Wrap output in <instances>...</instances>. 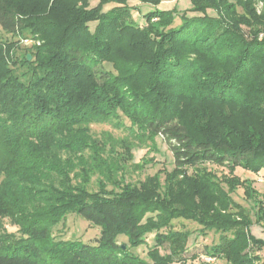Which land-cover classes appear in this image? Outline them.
Segmentation results:
<instances>
[{
	"label": "trees",
	"instance_id": "trees-1",
	"mask_svg": "<svg viewBox=\"0 0 264 264\" xmlns=\"http://www.w3.org/2000/svg\"><path fill=\"white\" fill-rule=\"evenodd\" d=\"M131 1L0 0V264H188L194 231L175 219L217 234L204 249L226 264H264L249 229L264 199L235 174L264 169V18L251 0H190L141 24ZM242 23L261 28L246 36ZM94 123L161 136L173 167L126 180L134 141ZM71 213L99 227L93 242L54 238ZM150 233L145 259L130 247Z\"/></svg>",
	"mask_w": 264,
	"mask_h": 264
},
{
	"label": "rangeland",
	"instance_id": "rangeland-1",
	"mask_svg": "<svg viewBox=\"0 0 264 264\" xmlns=\"http://www.w3.org/2000/svg\"><path fill=\"white\" fill-rule=\"evenodd\" d=\"M248 1V0H242ZM253 7H255V12L264 18V0H251ZM99 0H89L90 7H94L98 4ZM132 5H136L137 8L131 10L132 17L138 22L143 23L144 18L142 13L149 9H154L155 7L159 9L168 10L171 8H177L179 11L187 10L191 7L190 0H161L157 6H152L146 3H139L136 0L130 2ZM115 3L109 2L103 5V11H107ZM209 13H214L212 10H208ZM194 14V13H188ZM180 22V19L176 20V23ZM94 27L93 23L90 24ZM254 26V27H253ZM248 26L244 23L241 24L240 28L243 30L246 36L250 35V32L261 26L253 25ZM260 36L262 32H259ZM0 36L10 38V35L3 31L0 27ZM29 39V40H28ZM13 40L19 44L20 47L29 46L33 43L30 36H20L14 38ZM106 68L114 71L111 65L106 64ZM91 130L94 135H102L104 131H110L114 137H125L127 136L131 141H134L133 158L126 164V180L132 182H139L143 180L147 175L155 173L158 169L167 168L171 169L173 167V155L167 147V144L163 142L161 136H157L152 142L148 138L137 139L132 137V135L127 134L122 127H115L113 125L104 123H94L91 124ZM212 168L216 175L227 174L228 169L225 166H219L216 164H208ZM192 171V169H190ZM235 174L241 179H250L252 185L258 190L259 194L264 199V169L259 171H253L249 169H244L243 167H236ZM161 180L164 178V173L160 174ZM232 197L237 200L240 204L246 206H251L252 201L246 198L244 195V188L241 186L236 187V190L232 193ZM247 207V206H246ZM252 224L250 225V233L255 237L264 240V221H257L254 214H251ZM192 223V221L175 219L173 220V228L176 229H190L194 231L189 238L188 246L183 254L188 264H226L224 260L216 258L212 255L206 253L204 246L210 245L217 238V234L213 231H208L207 235H199L195 228L197 225ZM13 229V228H10ZM52 235L55 239H80L84 242H93L99 235V227L92 225L87 220L79 217L78 215L71 213L68 214L64 221L52 227ZM117 241L119 244L126 243L127 239L124 235H118ZM153 242V233L146 236V243L141 244L137 247H130V250L142 258L147 259V251L149 246ZM167 246V244H165ZM167 250V249H166ZM164 251V250H163ZM168 251V250H167ZM261 255L264 256V250L260 251Z\"/></svg>",
	"mask_w": 264,
	"mask_h": 264
},
{
	"label": "water",
	"instance_id": "water-1",
	"mask_svg": "<svg viewBox=\"0 0 264 264\" xmlns=\"http://www.w3.org/2000/svg\"><path fill=\"white\" fill-rule=\"evenodd\" d=\"M28 58H30V55L28 54Z\"/></svg>",
	"mask_w": 264,
	"mask_h": 264
},
{
	"label": "built area",
	"instance_id": "built-area-1",
	"mask_svg": "<svg viewBox=\"0 0 264 264\" xmlns=\"http://www.w3.org/2000/svg\"><path fill=\"white\" fill-rule=\"evenodd\" d=\"M29 40V39H28Z\"/></svg>",
	"mask_w": 264,
	"mask_h": 264
}]
</instances>
